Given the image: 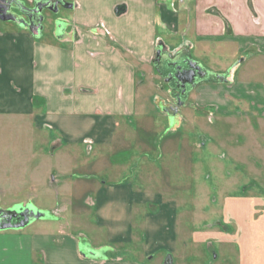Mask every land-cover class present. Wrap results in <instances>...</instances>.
<instances>
[{"label": "crops", "instance_id": "crops-1", "mask_svg": "<svg viewBox=\"0 0 264 264\" xmlns=\"http://www.w3.org/2000/svg\"><path fill=\"white\" fill-rule=\"evenodd\" d=\"M55 1L58 11H49L38 36L0 20V115L33 116L57 141L86 151L85 161L97 171L88 174L109 180H83L92 187L95 232L77 235L35 220L2 228L0 264H163L169 252L178 264L179 202L161 185L146 184L151 174L145 165L152 167L159 127L148 113L149 92L141 100L140 91L167 45L190 54L210 76L215 71L200 61L206 55L264 60V0ZM256 69L253 74L264 75V66ZM239 78L237 98L228 95L225 102L264 104V76ZM203 84L199 88L208 86ZM243 85L254 87L257 102L246 100ZM154 105L158 112L164 109L159 99ZM172 143L175 139L166 140V146ZM256 204L225 199L224 219L234 217L239 231L213 234L222 245L239 244L238 264H264V219L255 217ZM232 206L249 215H234Z\"/></svg>", "mask_w": 264, "mask_h": 264}, {"label": "rangeland", "instance_id": "rangeland-1", "mask_svg": "<svg viewBox=\"0 0 264 264\" xmlns=\"http://www.w3.org/2000/svg\"><path fill=\"white\" fill-rule=\"evenodd\" d=\"M45 12L48 17L50 12ZM166 49L177 50L172 45ZM212 56L200 58L205 67L215 71L204 81L208 86L191 88L181 104L176 102L173 87L154 68L143 84L146 90L140 91L141 100L149 92L148 113L154 127H159L155 129L158 138L151 154L152 167L145 165L146 173L151 174L146 184L152 188L161 185L167 196L179 202L178 264H238L239 244L222 245L220 238L213 236L239 231L234 217L224 219L225 199L255 200L254 215L264 219V104L233 98L227 103L224 98L238 95L234 86L242 73L248 79H263L264 75L253 73L264 66V60ZM243 89L246 100L257 102L252 95L254 87L243 85ZM202 98L209 102L203 103ZM157 99L164 107L161 112L155 110ZM133 120L138 123L137 118ZM169 138L176 143L168 147ZM56 139L54 132L37 127L33 116L0 115V213L32 208L46 213L35 219L39 226L56 229L63 225L68 232L90 234L95 232L94 201L92 187L83 185L84 177L101 182L109 178L88 174L93 169L85 161L86 151ZM235 207H231L234 215L244 219L249 215L246 210L234 212ZM135 228L140 234L141 223L136 222Z\"/></svg>", "mask_w": 264, "mask_h": 264}, {"label": "flooded vegetation", "instance_id": "flooded-vegetation-1", "mask_svg": "<svg viewBox=\"0 0 264 264\" xmlns=\"http://www.w3.org/2000/svg\"><path fill=\"white\" fill-rule=\"evenodd\" d=\"M52 7L53 9L57 8L54 4ZM45 11L47 10L44 9L43 12L45 13ZM14 12L22 15L17 9H14ZM31 17L35 21L38 20V16L35 14H31ZM194 62L197 64H194ZM155 70L166 80V84L173 87L176 92L175 99L178 104L185 102L184 98L191 88L197 87L210 77L208 71L194 60L190 54L177 50L175 52L171 50H162L161 54L157 55ZM217 78L225 80V78L220 75L217 76ZM22 211L23 210L5 213V217L0 223L4 226H16L24 220Z\"/></svg>", "mask_w": 264, "mask_h": 264}, {"label": "water", "instance_id": "water-1", "mask_svg": "<svg viewBox=\"0 0 264 264\" xmlns=\"http://www.w3.org/2000/svg\"><path fill=\"white\" fill-rule=\"evenodd\" d=\"M56 5V9H53L52 5ZM59 2L55 0H34L32 5H27L21 0H0V20L10 21L18 26L27 28L35 36L41 34L44 28V22L46 21V14L43 12L44 9L51 12L58 11ZM14 9H17L22 15L14 12ZM31 14L38 16V20L35 21L32 19ZM162 48L159 49L157 55H160ZM171 53V52H170ZM194 64H197L194 62ZM24 215V220L21 221L14 227H22L31 221L44 218L46 216L45 212L38 211L32 208H26L22 211ZM5 217V213H0V221ZM11 226H4L0 223V229L7 228ZM163 264H173L172 254H168L164 260Z\"/></svg>", "mask_w": 264, "mask_h": 264}, {"label": "trees", "instance_id": "trees-1", "mask_svg": "<svg viewBox=\"0 0 264 264\" xmlns=\"http://www.w3.org/2000/svg\"><path fill=\"white\" fill-rule=\"evenodd\" d=\"M136 230H137V228H136ZM138 231V230H137Z\"/></svg>", "mask_w": 264, "mask_h": 264}]
</instances>
